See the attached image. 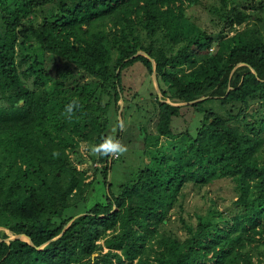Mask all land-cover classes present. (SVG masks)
I'll list each match as a JSON object with an SVG mask.
<instances>
[{
	"label": "trees",
	"instance_id": "1",
	"mask_svg": "<svg viewBox=\"0 0 264 264\" xmlns=\"http://www.w3.org/2000/svg\"><path fill=\"white\" fill-rule=\"evenodd\" d=\"M200 1L0 0V227L18 236L0 230V264H264V0L235 3L215 32L187 16ZM136 60L162 98L206 97H156L150 144L172 148L76 216L92 181L75 158L104 161L105 182L110 158H85L80 142L106 137ZM189 109L202 112L194 132L173 123ZM217 179L233 196L218 187L187 211L184 187Z\"/></svg>",
	"mask_w": 264,
	"mask_h": 264
},
{
	"label": "rangeland",
	"instance_id": "2",
	"mask_svg": "<svg viewBox=\"0 0 264 264\" xmlns=\"http://www.w3.org/2000/svg\"><path fill=\"white\" fill-rule=\"evenodd\" d=\"M239 1L201 0L200 3L192 5L187 9V16L209 32H215L223 26V21L220 18L222 13L229 10ZM232 33L233 30L230 31V34ZM121 84L123 89L118 109H115L114 104H110L108 108L106 137L112 136L120 140L121 143L127 146L128 151L118 158H109V167L106 173L107 182L104 180V161L89 166V162L79 163L78 159L75 158L78 167L86 170L85 182L92 181L85 191L84 198H81L76 205H71L68 208V211L76 212L75 215L84 212L96 202L102 201L107 192L114 195L118 194L121 184L134 178L140 168L145 166L152 167L153 150L166 151L172 148L171 141L166 136L158 138L157 146L150 144L152 136L156 134V97L162 98V95L161 98L159 96L157 82L153 74L148 71L143 62L136 60L122 69ZM162 99L185 102L175 101L172 98ZM213 101L216 100L211 99L206 101L204 105H214ZM184 104L187 103L181 105ZM182 110H187V107H184ZM201 118L202 112L189 109L185 112L184 119L181 116L175 117L173 123L180 129H189V131L194 132ZM121 119L124 120L126 125L123 131L118 128V121ZM92 146L94 144H90L87 141L80 142V149L85 158L94 156L90 151ZM233 186L231 179H217L213 183L204 184L200 187L188 184L184 187L183 205L190 212L201 210V208L206 207L210 203V198H215L214 189L218 187L223 190V195L228 200L234 194ZM71 201L74 202L75 198H72ZM187 211L184 213L187 214ZM179 212V207L175 206L171 210L170 217L164 228H175L177 226ZM0 230L6 229L0 227ZM6 231L10 236L13 235L8 230ZM128 264L139 263L137 260H134Z\"/></svg>",
	"mask_w": 264,
	"mask_h": 264
},
{
	"label": "clouds",
	"instance_id": "3",
	"mask_svg": "<svg viewBox=\"0 0 264 264\" xmlns=\"http://www.w3.org/2000/svg\"><path fill=\"white\" fill-rule=\"evenodd\" d=\"M80 107L78 101L73 100L69 102V104L66 106L64 115L66 119L71 120L73 114L75 113L76 109ZM126 125L124 120L118 121V128L123 131L125 129ZM91 154L97 157H112V158H118L119 156L125 154L128 149L127 146L121 143L120 140L112 137L107 136L102 139V141L99 144H96L91 147L90 149ZM54 157H59V152H53L52 154Z\"/></svg>",
	"mask_w": 264,
	"mask_h": 264
},
{
	"label": "water",
	"instance_id": "4",
	"mask_svg": "<svg viewBox=\"0 0 264 264\" xmlns=\"http://www.w3.org/2000/svg\"><path fill=\"white\" fill-rule=\"evenodd\" d=\"M137 54H145L146 56H148V54L146 53V52H144V51H139V52H137L135 55H137ZM135 55H133V56H135ZM149 57V56H148ZM150 59H151V57H149ZM152 60V62L153 63H155L154 62V60L153 59H151ZM153 74V76H154V78H155V81L157 82V87H158V92H159V96H160V98H161V95H162V93H161V88L159 87V84H158V81H157V76H156V73L155 72H153L152 73ZM206 96H201V97H198V98H196V99H194V100H190V101H185V102H176V103H174V104H183V103H192V102H195V101H197V100H200V99H203V98H205ZM162 99V98H161ZM166 101H169V100H166ZM169 102H171V101H169ZM77 216V215H76ZM72 221V219L70 220V222ZM69 222V223H70ZM12 237H18V236H16V235H12V236H10V238H12ZM21 238H23V237H21Z\"/></svg>",
	"mask_w": 264,
	"mask_h": 264
}]
</instances>
